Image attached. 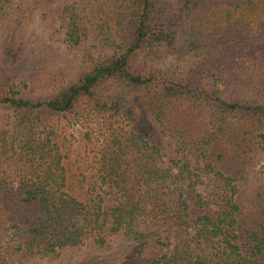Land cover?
I'll return each mask as SVG.
<instances>
[{
    "label": "trees",
    "instance_id": "16d2710c",
    "mask_svg": "<svg viewBox=\"0 0 264 264\" xmlns=\"http://www.w3.org/2000/svg\"><path fill=\"white\" fill-rule=\"evenodd\" d=\"M38 17L84 65L0 73V264H264V0H0L1 62Z\"/></svg>",
    "mask_w": 264,
    "mask_h": 264
},
{
    "label": "rangeland",
    "instance_id": "374dc122",
    "mask_svg": "<svg viewBox=\"0 0 264 264\" xmlns=\"http://www.w3.org/2000/svg\"><path fill=\"white\" fill-rule=\"evenodd\" d=\"M22 35L26 36L21 46L23 60L10 64L4 59L1 62L0 59L1 74H6L5 71H14L17 75L27 73L34 77L37 76L43 81H49L55 73L76 74L84 65L82 61L84 53L70 49L63 41H60L59 37L52 35L42 17H38L28 32H24ZM4 113V111L0 112L1 115ZM70 130L76 132L78 126L70 128ZM160 160L161 166L168 168L170 165L168 157L164 156ZM258 170L261 172L264 170V160ZM212 188L213 182L207 179L204 184L198 186V191L209 194L212 192Z\"/></svg>",
    "mask_w": 264,
    "mask_h": 264
}]
</instances>
